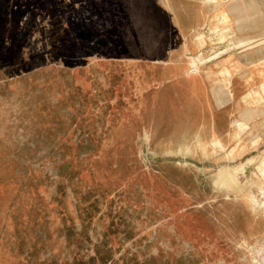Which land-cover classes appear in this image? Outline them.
<instances>
[{
	"label": "rangeland",
	"instance_id": "1",
	"mask_svg": "<svg viewBox=\"0 0 264 264\" xmlns=\"http://www.w3.org/2000/svg\"><path fill=\"white\" fill-rule=\"evenodd\" d=\"M140 1L0 0V264H258L244 240L264 237L250 235L264 229L250 200L264 185V136L252 157L243 143L228 155L165 147L185 126H227L189 105L187 76H172L184 63L179 25L192 36L206 6L169 0L177 20L168 0H142V14ZM225 1L229 16L209 3L202 25L217 14L234 29L208 37L205 53L220 51L202 66L212 76L234 51L264 48V36L233 46L264 34V10ZM234 120L236 133L254 130ZM254 127L264 135V121ZM251 158L235 187L217 175Z\"/></svg>",
	"mask_w": 264,
	"mask_h": 264
},
{
	"label": "crops",
	"instance_id": "2",
	"mask_svg": "<svg viewBox=\"0 0 264 264\" xmlns=\"http://www.w3.org/2000/svg\"><path fill=\"white\" fill-rule=\"evenodd\" d=\"M217 1L223 8L228 6L225 0ZM241 1L235 0L233 5L244 4L241 9L243 12L252 11L255 6L259 10H264V7H262L264 0H247L246 4ZM247 5H250L251 9ZM227 10H232L231 5L228 6ZM234 16L237 15L235 14ZM255 47L234 51L232 56L230 55L222 60L224 62L219 66L222 72L217 76H212L211 73L206 72L205 67L202 68L203 78H200L198 74L188 76L186 72L177 71L172 73L176 77H182L183 75L188 77V79H184L185 83H190V87L186 86L183 88V95L188 99L189 105L193 103L194 107L199 108L198 111L201 116L209 120L211 114L212 116L216 115L218 120H225L227 126L230 123L232 124L234 119L239 118L250 126V130L251 128L254 129L246 134H242L243 132L239 130L234 140L228 144V148L234 147L233 149L236 146L240 149L245 145L243 147L245 153H243L248 157L256 156V139L264 136L257 134L254 127L256 123L261 122V120L264 121L262 119L264 118V48L256 49ZM247 111L251 113L249 116L244 115ZM227 126L219 134L225 144H227V139H229L226 136V132L229 130L226 129L228 128ZM233 156H235V153Z\"/></svg>",
	"mask_w": 264,
	"mask_h": 264
},
{
	"label": "bare ground",
	"instance_id": "3",
	"mask_svg": "<svg viewBox=\"0 0 264 264\" xmlns=\"http://www.w3.org/2000/svg\"><path fill=\"white\" fill-rule=\"evenodd\" d=\"M194 1H199L201 4H203V7L206 6V9L202 7L204 9V11L202 9V16H201L202 20H201V22H203V21L204 22L203 23L198 22V24H190V21H189V24L186 27H189L188 29H190V31L192 33L191 34L192 36H190V35L187 36V34L184 32V26L181 25V24L179 25L180 28H181V31H183V38H184L183 52H185V54H184V63L183 64L181 63L183 69H180L179 68V71H181L182 73L186 72L188 74V76H193L195 74L194 72L196 71L197 72L196 74H198V76L200 78H203V76H204L202 74V68H203L202 66H203V64H206L212 58H215V57L217 58L218 55H219V53H220V51L219 52L213 51L211 53L212 55L210 54L211 56H208L205 53L206 50H207L208 44L211 43V41H210V39H208V37H210V34H213L214 36H217L216 37L217 39H220V40L224 41V40H227V37L228 36L234 34V32H233L234 29H228L229 27L227 29H224V28L219 27L220 26L219 25L220 17L219 18L216 17L217 14H222L224 19L226 17H228L229 15L226 13V11H225V9L223 7L219 6L220 3H216L215 4V2L217 0H194ZM141 2H142V0L139 3H137V7H139V8L136 9L138 11L137 13H140V14H142V5H141L142 3ZM209 3L214 4L213 7H212V9H214V10H216L218 12L217 14L211 15L212 18H213V21H214L212 30H206V29H203L202 28V25L205 23V20L207 18H210V15H209V12L210 11H209V8L207 6V4H209ZM166 4H167V7L170 10L174 11V13H173L174 19H177L179 15L177 14V11H175V8L171 5V1L168 0ZM150 5H152V7L154 8V10L157 9V7L155 5H153L152 3H150ZM186 12L188 13L187 10H186ZM154 13L157 14V11H154ZM135 15H137V14L135 13ZM168 23H169V21H168ZM177 23L179 24V22H177ZM178 24H176V25H178ZM238 24H239L238 27H245V24L244 25H241V21H239ZM169 25H170V23H169ZM174 26H175V24H174ZM186 32H187V29H186ZM234 36H235V39H233V43L235 45H233V43L231 45H233L235 47H238L239 44L240 45L241 44L243 45V43H245L247 41L250 42L252 39H258V38L264 36V34L262 32L259 35L257 34V35H250V36H245V37H242V36L241 37H237V35H234ZM214 40H216V39H214ZM237 44H238V46H236ZM229 48H231V47H229ZM189 51L190 52L197 51L198 53H200L199 54L200 58L201 57L204 58V61L202 60V58L201 59L196 58V57L195 58H192V59L189 58V56H187ZM182 59H183V57H182ZM177 60H179V59H177ZM221 62H223V61H221ZM168 67H170V66H168ZM172 76L176 77V75H174V74H172ZM204 92H206V91L204 90ZM207 97H209V96H207ZM250 114H251L250 111H247V112L244 113V115H247V116H249ZM243 118H244V116H243ZM236 121L235 120L232 121V124H231L232 127L228 130V132H226V136L229 138V139H227V144H225L223 142L224 140L221 138V135H219L218 133L213 132L211 128H208L207 127L208 130H206L205 132L204 131L199 132L200 130L195 131L194 135H192L191 134V133H193V129L192 128H194V127H192V126H185V131L188 132V133H190V134L187 135V136H184L185 138H182V140L179 137H177V134H175L174 137H172L170 140H168L165 143V147L168 150L170 149V150L174 151L173 149L176 146H180V145L182 146V145H184L185 149L186 150H189L190 153H194V151H195L196 148H200V149L204 150L205 154H207V155L211 151L216 152V153H223V152L226 153L228 151V144L236 136L235 128L238 129L237 125H240V124H237L236 125ZM242 121H243V119H241V122ZM244 127H245V124H244ZM244 127H242V128H244ZM221 157H223V156H221ZM232 157H234V156L232 155ZM232 159H234V158H232ZM252 160L254 162V159L251 158L249 160L248 159L246 160L247 163L244 162V163H240L241 165L240 164L237 165V166L234 165V169L232 171H229L227 169V167L226 168H222L223 170H221L217 175H220L221 176V179L222 180H225L229 184V187L230 186L231 187L232 186L235 187V185L237 184V179H239V176L241 177L240 174L247 175L246 174V171H247L246 169H249L247 167L249 166L248 164H252ZM242 171H245V172H242ZM248 176H250V175H248ZM262 176L264 177V169H262ZM236 188L239 189L242 192H245V191L250 192L247 187H245V188L244 187H236ZM250 200L253 202V210L255 211V214H256V212H258L257 216L260 217V218H264V185H262V186L255 185V189H254V191H252ZM259 212H261V213L259 214ZM259 232H264V229L263 230L262 229L261 230H258V232L257 231H254L250 235L251 236H253V235L255 236ZM249 238H251V237H249ZM250 241H252V240H250ZM257 241H259V243H257L256 246H254V245L252 246V244L250 246V244H248V242L246 240H244V244H246V246L248 248H251V249L253 248L252 249L253 251L250 249L253 252V257H254L253 261L254 262H257L258 264H264V237L262 239L257 240ZM256 253L259 255V258L258 257H255L254 254H256Z\"/></svg>",
	"mask_w": 264,
	"mask_h": 264
}]
</instances>
